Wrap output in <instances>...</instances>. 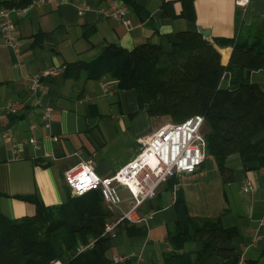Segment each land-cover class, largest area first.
Returning <instances> with one entry per match:
<instances>
[{
  "label": "crops",
  "instance_id": "crops-1",
  "mask_svg": "<svg viewBox=\"0 0 264 264\" xmlns=\"http://www.w3.org/2000/svg\"><path fill=\"white\" fill-rule=\"evenodd\" d=\"M7 1L11 0H0V6ZM136 1L149 16L130 7L132 27L102 15L100 9L108 8L112 0H52L30 8L21 17L14 16L17 48L0 35V214L19 218L36 213V204L18 195H37L47 205L65 202L71 193L64 178L68 168L93 159L99 174L112 175L166 122V117H152L140 105L135 88L122 89L109 75L88 80L66 76L63 73L68 63L90 60L111 43L133 48L152 41L168 52L176 31H200L202 27L210 30L207 39L228 64L233 46H220L215 38H232L238 24L248 26L264 19V0H252L246 10L235 0H195V22L180 17V0ZM164 1L172 2L177 16L163 14ZM49 66L62 67L63 71L43 79L36 103L29 81ZM224 78L230 79V73ZM250 79L264 88V70L253 71ZM11 99L20 114L7 111ZM45 108L53 110L50 127L42 118ZM54 135L59 139L53 140ZM32 136L37 144L30 141ZM263 136L264 130L256 139ZM226 163L233 168L230 182L224 181L215 158L208 155L196 172L177 176L173 187L163 183L156 197L140 207L149 217L135 225H145L147 234L129 235L124 223L111 239L110 257L126 256L125 261L115 264L163 261L164 253L172 249L169 232L178 218L179 195L191 215L221 217L224 226H237L239 237L224 244L234 247L249 264H264V167H250L256 165L250 162V168H245L239 153L228 156ZM248 180L254 184L253 190L245 189ZM122 194L123 207L128 208L129 193L122 189ZM112 211L114 216L118 213ZM52 242L62 253L72 245V238L68 230L60 228L52 234ZM202 245L201 241H187L181 251L195 259Z\"/></svg>",
  "mask_w": 264,
  "mask_h": 264
},
{
  "label": "trees",
  "instance_id": "trees-1",
  "mask_svg": "<svg viewBox=\"0 0 264 264\" xmlns=\"http://www.w3.org/2000/svg\"><path fill=\"white\" fill-rule=\"evenodd\" d=\"M32 1L11 0L5 5L26 6ZM123 1L149 16L136 0ZM180 1V17L195 22V0ZM172 8V2H163L164 15L177 16ZM174 35L168 52L152 41L133 48L111 43L90 60L68 63L63 74L85 80L109 75L120 88H135L140 105L152 117L180 122L196 113L204 115L207 154L215 158L225 182L233 180V168L226 163L231 154L239 153L245 168L250 162L256 163L250 167H264V136L256 139L264 130V88L250 79L253 71L264 70V19L248 26L238 24L232 38H215L220 46H233L228 64L199 30ZM177 180L175 176L167 182L173 187ZM18 197L35 203L37 210L19 218L0 214V264H54L57 259L63 264H115L108 254L112 238L103 234L114 213L100 189L79 196L70 193L65 202L55 205H47L37 195ZM176 202L178 218L169 232L172 249L164 253L162 262L153 264H238L240 254L224 244L239 237L237 226H224L221 217L191 215L181 195ZM123 227L129 235L147 234L145 225L125 222ZM60 228L72 238V245L62 253L52 242V234ZM193 240L203 244L195 259L181 251ZM82 246L86 248L78 251Z\"/></svg>",
  "mask_w": 264,
  "mask_h": 264
},
{
  "label": "built area",
  "instance_id": "built-area-1",
  "mask_svg": "<svg viewBox=\"0 0 264 264\" xmlns=\"http://www.w3.org/2000/svg\"><path fill=\"white\" fill-rule=\"evenodd\" d=\"M52 0H33L26 6H0V35L5 42L15 48L18 39L15 34L14 16H23L34 6H41ZM252 0H235L236 5L246 10ZM102 15L114 18L127 27L133 26L132 10L123 0H112L108 8L100 9ZM82 13V10H80ZM62 67L49 66L33 75L29 81L28 89L32 97L39 101L43 88V79L50 75H58ZM7 111L20 114L17 103L11 99L7 103ZM45 126L50 127L53 110L45 108L42 115ZM205 117L200 113L193 114L180 122H170L156 128L152 134L143 141L136 156L128 161L112 175L103 176L96 170L95 161L87 159L68 168L64 178L74 196H79L91 189H100L106 205L111 210H117L115 216L105 224L104 235L114 238L118 235L119 226L125 222L142 224L149 217V213H141L140 207L156 197L163 183L175 176H182L196 172L204 163L207 156V141L203 128ZM34 124L31 128H34ZM58 140L59 136H52ZM32 143L38 140L32 136ZM122 189L127 190L130 201L128 208L123 207L125 201ZM245 189H254V184L248 180ZM86 247L78 248V251ZM126 256L115 255V263L125 261ZM59 261H54L58 264ZM238 264H249L242 256Z\"/></svg>",
  "mask_w": 264,
  "mask_h": 264
},
{
  "label": "water",
  "instance_id": "water-1",
  "mask_svg": "<svg viewBox=\"0 0 264 264\" xmlns=\"http://www.w3.org/2000/svg\"><path fill=\"white\" fill-rule=\"evenodd\" d=\"M200 32L203 33L205 38H209V35H210V30L209 29H205V28L200 27Z\"/></svg>",
  "mask_w": 264,
  "mask_h": 264
},
{
  "label": "rangeland",
  "instance_id": "rangeland-1",
  "mask_svg": "<svg viewBox=\"0 0 264 264\" xmlns=\"http://www.w3.org/2000/svg\"><path fill=\"white\" fill-rule=\"evenodd\" d=\"M170 122H174V121H172L171 119H166V122L164 123V124H166V123H170ZM163 125V124H162ZM161 126V125H160ZM208 156V155H207ZM211 162H213V159H211V161H210V163L207 165L209 168H210V166H211Z\"/></svg>",
  "mask_w": 264,
  "mask_h": 264
}]
</instances>
